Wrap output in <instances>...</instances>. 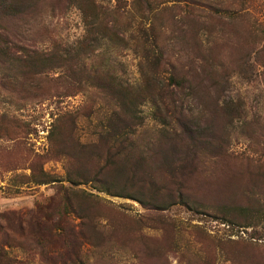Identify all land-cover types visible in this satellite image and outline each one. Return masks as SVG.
Wrapping results in <instances>:
<instances>
[{
	"label": "rangeland",
	"instance_id": "1",
	"mask_svg": "<svg viewBox=\"0 0 264 264\" xmlns=\"http://www.w3.org/2000/svg\"><path fill=\"white\" fill-rule=\"evenodd\" d=\"M96 1L121 28L155 31L165 59L142 71L170 86L114 145L100 135L97 91L72 83L55 95L19 71L22 46L87 35L80 1L0 11V111L15 116L0 123V264H264V0ZM98 53L120 79H142L132 49ZM195 70L202 85L183 102L170 74ZM38 208L40 223L15 222Z\"/></svg>",
	"mask_w": 264,
	"mask_h": 264
},
{
	"label": "trees",
	"instance_id": "2",
	"mask_svg": "<svg viewBox=\"0 0 264 264\" xmlns=\"http://www.w3.org/2000/svg\"><path fill=\"white\" fill-rule=\"evenodd\" d=\"M40 0H0V11L7 15L18 16L25 11V9L32 8ZM80 1V8L84 14V21L87 25V35L78 40L75 44L69 47H60L50 51L42 49H30L21 47L16 53L20 56L17 59L23 63L19 66L20 74L24 76L23 85L36 82L39 88L50 83L53 86L55 95L58 90L64 95L70 94L63 92V87L67 85L79 84L85 86L86 89L91 88L97 91L104 99V104L98 105L95 111L100 114V118L104 121L100 131L101 138L107 137L116 145L117 142H123L124 133L128 130L130 123L140 120L143 124L144 117L140 114L139 106L146 100L153 103L159 101L158 88L159 84L170 86L164 80L156 82L149 74L142 71L143 64L150 68L161 67L164 62V51L160 46L157 34L148 32V28L137 29V34H133L129 27L121 28L119 22L112 16L107 20V15H113L115 9L108 6L99 5L96 0H86V4ZM79 3V2H78ZM86 5V6H85ZM14 7V8H13ZM109 22L110 25L108 24ZM128 25H131L129 22ZM130 33V34H128ZM1 35V33H0ZM111 43V44H107ZM122 47L124 49L130 48L135 51L140 57V70L142 71V79L137 84H130L120 79L111 64L106 60L99 50L108 47ZM8 47V46H7ZM10 49V47H9ZM12 50H2L9 58H12ZM101 59L97 62H89L90 59L96 57ZM205 60V58H203ZM201 71L204 74L208 73V68L205 64L200 65ZM201 76L195 70L191 77L176 76L170 74V80L174 82L176 88L184 95L182 101L185 102L186 89H200L202 81L193 80ZM171 91V96L177 95L178 90ZM75 93V92H72ZM98 94V95H99ZM26 98V97H25ZM164 103V102H163ZM105 105V107H104ZM15 116H10L7 112L0 111V123L7 119L14 120ZM27 130H25L26 132ZM198 131V130H197ZM191 138H195L196 131L191 127L186 131ZM200 132V131H198ZM43 209L38 208L34 211L15 213L14 220L17 223L27 224L28 226L34 223H40ZM4 218V215H1ZM45 217L48 219L47 215ZM44 218V217H43ZM27 231L29 234L34 232L31 227ZM31 229V230H30ZM60 241L59 237H56ZM60 250L57 254H61L64 250L62 244L58 242ZM76 257H70L69 261L62 260L61 264H75L78 260Z\"/></svg>",
	"mask_w": 264,
	"mask_h": 264
}]
</instances>
